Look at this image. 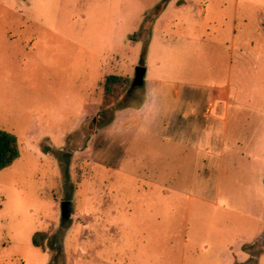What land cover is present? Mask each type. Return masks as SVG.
<instances>
[{
  "label": "rangeland",
  "instance_id": "obj_1",
  "mask_svg": "<svg viewBox=\"0 0 264 264\" xmlns=\"http://www.w3.org/2000/svg\"><path fill=\"white\" fill-rule=\"evenodd\" d=\"M263 19L264 0H0V129L20 149L0 172V264H219L203 239L220 235L210 220L222 209L191 196L193 164L159 179L90 164L92 118L109 75L128 81L111 112L142 99L141 64L182 81L230 78L242 101L263 96ZM247 249L257 264L264 241Z\"/></svg>",
  "mask_w": 264,
  "mask_h": 264
},
{
  "label": "crops",
  "instance_id": "obj_2",
  "mask_svg": "<svg viewBox=\"0 0 264 264\" xmlns=\"http://www.w3.org/2000/svg\"><path fill=\"white\" fill-rule=\"evenodd\" d=\"M156 22L147 38L148 52ZM172 78L148 66L143 103L118 109L104 127H95L87 149L90 164L139 177L153 169L152 177L159 179L172 178L176 168L192 163L191 196L203 207L222 209L216 217L221 219L210 220L220 235L211 229V236L203 239L209 243L205 247L222 257L219 264L249 263L253 256L247 248L264 241V95L242 101L230 78ZM92 103L85 106L84 117L93 113ZM246 130L255 133L253 138L235 137ZM258 257L261 264L264 250Z\"/></svg>",
  "mask_w": 264,
  "mask_h": 264
},
{
  "label": "trees",
  "instance_id": "obj_3",
  "mask_svg": "<svg viewBox=\"0 0 264 264\" xmlns=\"http://www.w3.org/2000/svg\"><path fill=\"white\" fill-rule=\"evenodd\" d=\"M151 27L149 26L148 28L149 33L151 31ZM134 38L139 39L140 38L139 34H136ZM127 83H128L127 79L119 75H109L107 77L105 83V102L100 112L97 114V116L92 118V124H91L92 126L93 124H95L96 127L98 128L104 127L106 123H108V121L114 116L115 111H117L118 109L128 106L131 107L141 106L144 99L143 98L144 92L142 99L139 102H136L128 106L115 107L114 108L115 110L113 109L114 111L112 110L113 112H111L112 99L119 97L120 92L125 89ZM19 156H20V149H19V142L17 136L14 133L0 129V172L3 169L11 166ZM45 239H46V234L44 232H37L33 236V243L35 246L44 247ZM259 245L260 244L257 243L255 244V247L257 246L259 247ZM256 254H257L256 257L254 258L255 262L257 260V257L260 255V251L259 253L256 252Z\"/></svg>",
  "mask_w": 264,
  "mask_h": 264
},
{
  "label": "water",
  "instance_id": "obj_4",
  "mask_svg": "<svg viewBox=\"0 0 264 264\" xmlns=\"http://www.w3.org/2000/svg\"><path fill=\"white\" fill-rule=\"evenodd\" d=\"M147 74V67L143 64L136 67L135 77L132 82V88H140L145 85V78ZM70 202H63L62 204V212H63V218H65L69 212L70 209ZM262 239H264V233L262 235Z\"/></svg>",
  "mask_w": 264,
  "mask_h": 264
}]
</instances>
